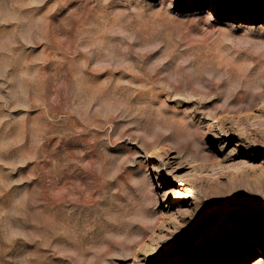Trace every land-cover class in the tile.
Returning <instances> with one entry per match:
<instances>
[{
  "label": "rangeland",
  "instance_id": "374dc122",
  "mask_svg": "<svg viewBox=\"0 0 264 264\" xmlns=\"http://www.w3.org/2000/svg\"><path fill=\"white\" fill-rule=\"evenodd\" d=\"M0 264H264V0H0Z\"/></svg>",
  "mask_w": 264,
  "mask_h": 264
},
{
  "label": "bare ground",
  "instance_id": "6f19581e",
  "mask_svg": "<svg viewBox=\"0 0 264 264\" xmlns=\"http://www.w3.org/2000/svg\"><path fill=\"white\" fill-rule=\"evenodd\" d=\"M187 200L190 198L189 196H186Z\"/></svg>",
  "mask_w": 264,
  "mask_h": 264
}]
</instances>
